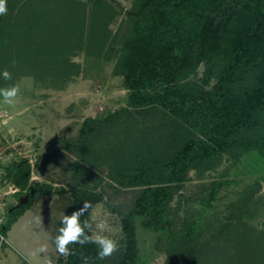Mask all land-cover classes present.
<instances>
[{
	"label": "trees",
	"instance_id": "trees-1",
	"mask_svg": "<svg viewBox=\"0 0 264 264\" xmlns=\"http://www.w3.org/2000/svg\"><path fill=\"white\" fill-rule=\"evenodd\" d=\"M89 1L90 9L81 0H7V13L0 15V82L6 81L5 69L11 76L40 69L67 82L78 75L79 66L69 59L77 52L105 61L115 57L112 75L122 78L126 104L83 121L71 146L76 156L68 166L67 190L72 210L90 204L81 217L88 222L91 208L103 201L105 181L116 190H139L121 217L124 246L113 264H146L136 225L171 248L168 210L190 171L208 170L224 154H252L264 174V0H132L127 28L115 33V7L108 0ZM6 170L19 192L6 210L2 235L35 196L55 191L30 181L27 160ZM229 184H212L202 206L210 208ZM197 230V222L184 230L176 260L183 259ZM69 249L76 254L59 256L56 264H82L81 252L88 264L104 263L93 243Z\"/></svg>",
	"mask_w": 264,
	"mask_h": 264
},
{
	"label": "rangeland",
	"instance_id": "rangeland-1",
	"mask_svg": "<svg viewBox=\"0 0 264 264\" xmlns=\"http://www.w3.org/2000/svg\"><path fill=\"white\" fill-rule=\"evenodd\" d=\"M81 1L87 2L90 9L89 0ZM108 1L117 10L111 32L119 27L125 30L129 24L126 12L132 0ZM69 59L79 66V72L67 82L40 69L29 76L13 75L0 82V87L16 85L20 89L12 104L4 103L0 97V226L19 192L7 167L27 160L30 181L55 190L48 196H35L32 207L9 231L0 233V264H42L45 255L56 264L61 255L53 238L61 226V216L70 213L73 206L67 190L68 166L76 156L71 146L85 119H101L126 104L128 91L122 78L112 75L115 57L105 61L83 50ZM202 72L200 66L195 78L200 79ZM213 84L214 81L207 88ZM255 161L261 164L252 154L237 159L224 154L210 169L190 171L168 210L171 248H167L166 239L158 241L157 235L136 225L141 259L146 264H264V174L254 167ZM222 181L231 184L220 189L210 208L205 209L202 205L211 185ZM109 185L104 182L103 201L93 206L89 214L93 226L98 219L106 220L109 228L104 234L118 242V250L103 264H113L123 251L121 217L139 194L137 189L116 190ZM61 189L64 193L59 192ZM14 190L17 191L12 194ZM37 217L42 223L36 222ZM196 222V237L183 259L176 260L184 230ZM42 244L48 245L47 253L32 255Z\"/></svg>",
	"mask_w": 264,
	"mask_h": 264
},
{
	"label": "clouds",
	"instance_id": "clouds-1",
	"mask_svg": "<svg viewBox=\"0 0 264 264\" xmlns=\"http://www.w3.org/2000/svg\"><path fill=\"white\" fill-rule=\"evenodd\" d=\"M7 13V0H0V15ZM2 76L5 80L11 79V74L5 69L2 72ZM20 89L16 85H9L6 87H0V97L3 98V102L12 104L18 96ZM90 204L85 201L79 207L74 208L70 213L63 214L61 216V226L57 229V235L53 238L56 251L63 257L75 255L74 250L69 249L70 244H79L81 246L93 243L97 245V259L103 260L110 257L114 252L118 250V242L115 239L110 238L104 233L108 230L109 225L106 220L98 219L93 224H90L87 220L81 221V217L88 211ZM37 223H42L40 217L36 218ZM91 233V235L89 234ZM48 245L42 244L36 248L32 255L38 256L41 253H47ZM79 258L82 264H88L89 257L80 253ZM42 264H54L53 260L44 256Z\"/></svg>",
	"mask_w": 264,
	"mask_h": 264
},
{
	"label": "water",
	"instance_id": "water-1",
	"mask_svg": "<svg viewBox=\"0 0 264 264\" xmlns=\"http://www.w3.org/2000/svg\"><path fill=\"white\" fill-rule=\"evenodd\" d=\"M28 201V196H24L22 199H20L19 206H24Z\"/></svg>",
	"mask_w": 264,
	"mask_h": 264
},
{
	"label": "built area",
	"instance_id": "built-area-1",
	"mask_svg": "<svg viewBox=\"0 0 264 264\" xmlns=\"http://www.w3.org/2000/svg\"><path fill=\"white\" fill-rule=\"evenodd\" d=\"M17 190L12 191L11 193L14 194ZM2 204V203H1ZM1 208V207H0Z\"/></svg>",
	"mask_w": 264,
	"mask_h": 264
}]
</instances>
